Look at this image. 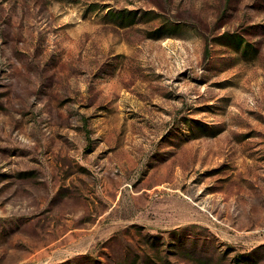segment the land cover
Wrapping results in <instances>:
<instances>
[{"label":"rangeland","instance_id":"1","mask_svg":"<svg viewBox=\"0 0 264 264\" xmlns=\"http://www.w3.org/2000/svg\"><path fill=\"white\" fill-rule=\"evenodd\" d=\"M0 264H264V0H0Z\"/></svg>","mask_w":264,"mask_h":264}]
</instances>
